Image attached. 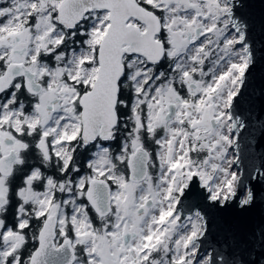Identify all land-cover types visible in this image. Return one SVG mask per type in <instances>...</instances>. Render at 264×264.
<instances>
[{
	"label": "snow or ice",
	"instance_id": "obj_1",
	"mask_svg": "<svg viewBox=\"0 0 264 264\" xmlns=\"http://www.w3.org/2000/svg\"><path fill=\"white\" fill-rule=\"evenodd\" d=\"M258 65L264 0H0V264H264Z\"/></svg>",
	"mask_w": 264,
	"mask_h": 264
},
{
	"label": "water",
	"instance_id": "obj_2",
	"mask_svg": "<svg viewBox=\"0 0 264 264\" xmlns=\"http://www.w3.org/2000/svg\"><path fill=\"white\" fill-rule=\"evenodd\" d=\"M258 2V0H257ZM262 89H264V65H258L257 68H254L251 73V84L250 90H254V96L256 98L257 108L259 109L260 104V96ZM244 136L247 133L243 134ZM243 143V140H242ZM259 208L251 210L249 213L246 214L247 217H251L253 221L258 222L259 220ZM235 214V213H233Z\"/></svg>",
	"mask_w": 264,
	"mask_h": 264
}]
</instances>
